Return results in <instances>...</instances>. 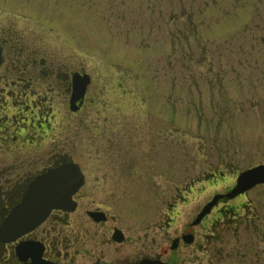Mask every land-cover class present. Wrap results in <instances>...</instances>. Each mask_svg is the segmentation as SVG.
Listing matches in <instances>:
<instances>
[{
	"label": "rangeland",
	"instance_id": "1",
	"mask_svg": "<svg viewBox=\"0 0 264 264\" xmlns=\"http://www.w3.org/2000/svg\"><path fill=\"white\" fill-rule=\"evenodd\" d=\"M0 16L19 21L0 26L41 28L49 51L92 75L69 141L87 179L95 147L116 146L130 184L157 155L159 185L142 175L146 186L129 188L127 219L167 211L174 188L204 175L170 209L179 222L264 164V0H0ZM112 132L126 135L109 144L120 140ZM229 204L249 207L233 223L209 218L205 263L264 264V184Z\"/></svg>",
	"mask_w": 264,
	"mask_h": 264
},
{
	"label": "flooded vegetation",
	"instance_id": "2",
	"mask_svg": "<svg viewBox=\"0 0 264 264\" xmlns=\"http://www.w3.org/2000/svg\"><path fill=\"white\" fill-rule=\"evenodd\" d=\"M0 22L19 21L0 18ZM2 25L0 225L23 202L30 186L49 170L73 164L82 184L69 198L71 210L52 208L38 223L21 227L24 231L15 239L0 242V264H206L209 218L213 226L225 218L237 221L249 205L242 204L235 210L229 203L247 193L227 203L220 201L197 223L200 209L178 222L170 209L179 201V206L187 203L196 185L203 187L206 178L201 175L197 182L173 189L167 211L145 213L142 209L127 219L125 211L120 210L128 208L129 188L146 186L149 178L152 186L159 185L157 155L156 162L146 170L150 172L140 169L138 181L130 184L122 177L127 176V165L114 160L116 146H107L101 156L95 147L91 178L87 179L81 164L69 156L76 150L69 141L78 139L77 115L87 102L92 75L75 67L63 51H49L47 34L41 28L35 26L25 32ZM75 75L86 76L89 83L83 97L71 104ZM124 133L112 132L108 138ZM118 137L119 141L109 144H118L122 136ZM125 144L117 146L118 152ZM142 175L148 178L141 179Z\"/></svg>",
	"mask_w": 264,
	"mask_h": 264
},
{
	"label": "water",
	"instance_id": "3",
	"mask_svg": "<svg viewBox=\"0 0 264 264\" xmlns=\"http://www.w3.org/2000/svg\"><path fill=\"white\" fill-rule=\"evenodd\" d=\"M88 83L89 80L86 76H74L71 104L83 97ZM81 184L82 176L77 166L73 164L49 170L42 175L30 186L23 202L15 207L10 217L0 225V242H8L15 239L23 233L24 230L22 228L38 223L46 217L52 208L71 210L69 198ZM259 184H264V164L241 172L230 191L225 194L214 195L204 205L195 223L203 216L209 214L220 199L224 201L234 199Z\"/></svg>",
	"mask_w": 264,
	"mask_h": 264
}]
</instances>
